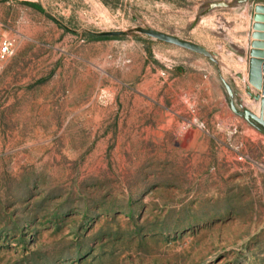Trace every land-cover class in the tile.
Listing matches in <instances>:
<instances>
[{
  "label": "rangeland",
  "instance_id": "1",
  "mask_svg": "<svg viewBox=\"0 0 264 264\" xmlns=\"http://www.w3.org/2000/svg\"><path fill=\"white\" fill-rule=\"evenodd\" d=\"M260 6L0 0V264H264Z\"/></svg>",
  "mask_w": 264,
  "mask_h": 264
},
{
  "label": "water",
  "instance_id": "2",
  "mask_svg": "<svg viewBox=\"0 0 264 264\" xmlns=\"http://www.w3.org/2000/svg\"><path fill=\"white\" fill-rule=\"evenodd\" d=\"M261 11L264 12V6H260L259 7ZM261 20H264V15L260 16ZM255 28L257 29H263L264 28V24H255ZM137 32L148 35L152 38L167 42V43H171L173 45L182 47L184 49L202 54L208 58H210L211 60L215 61V58L213 57V54L206 49L205 47H203L202 45L186 40V39H182L179 38L175 35L169 34V33H165L159 30H155V29H151V28H144V27H138L135 29ZM127 32L126 31H107V32H101L99 35L101 36H123L126 35ZM259 35V34H256ZM260 36V35H259ZM261 37H264L263 34H261ZM258 44V43H256ZM260 45V44H259ZM261 45H263L264 47V43H262ZM255 56L260 54L261 52H254L253 53ZM263 56H264V51L262 52ZM249 82L250 84L256 88L257 90H262V93L264 95V62H261L257 59H253L251 61V66H250V75H249ZM226 88L229 94V104L231 109L238 115L244 117L246 120L261 126L264 130V96H261V100H260V113L259 115H257L255 112L243 107V105H240V109L237 108L236 104L234 103V100L232 99V91L231 88L226 84Z\"/></svg>",
  "mask_w": 264,
  "mask_h": 264
},
{
  "label": "built area",
  "instance_id": "3",
  "mask_svg": "<svg viewBox=\"0 0 264 264\" xmlns=\"http://www.w3.org/2000/svg\"><path fill=\"white\" fill-rule=\"evenodd\" d=\"M17 38L6 33L3 23L0 21V76L4 66L17 49Z\"/></svg>",
  "mask_w": 264,
  "mask_h": 264
},
{
  "label": "bare ground",
  "instance_id": "4",
  "mask_svg": "<svg viewBox=\"0 0 264 264\" xmlns=\"http://www.w3.org/2000/svg\"><path fill=\"white\" fill-rule=\"evenodd\" d=\"M264 13V12H263ZM263 21V23H264V20H262ZM260 31H262V34H263V36H264V28L263 29H260ZM263 39H264V37H263ZM256 99H258L259 101L261 100V95H256L255 96V100ZM258 101V103L257 104H255V105H253V111L257 114V115H259V113H260V108H261V105H260V102ZM252 110V109H251Z\"/></svg>",
  "mask_w": 264,
  "mask_h": 264
},
{
  "label": "trees",
  "instance_id": "5",
  "mask_svg": "<svg viewBox=\"0 0 264 264\" xmlns=\"http://www.w3.org/2000/svg\"><path fill=\"white\" fill-rule=\"evenodd\" d=\"M92 37H93V39H108V38H110V36H101V35H95Z\"/></svg>",
  "mask_w": 264,
  "mask_h": 264
}]
</instances>
